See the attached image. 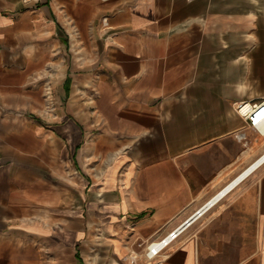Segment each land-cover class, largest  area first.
Segmentation results:
<instances>
[{"label": "crops", "instance_id": "0c3cea01", "mask_svg": "<svg viewBox=\"0 0 264 264\" xmlns=\"http://www.w3.org/2000/svg\"><path fill=\"white\" fill-rule=\"evenodd\" d=\"M264 0H0V264H264Z\"/></svg>", "mask_w": 264, "mask_h": 264}, {"label": "built area", "instance_id": "2783aa9c", "mask_svg": "<svg viewBox=\"0 0 264 264\" xmlns=\"http://www.w3.org/2000/svg\"><path fill=\"white\" fill-rule=\"evenodd\" d=\"M235 111L243 119L247 128L253 129L259 134L264 135V97L258 103L246 101L238 102ZM204 205L165 236L147 243L145 246V255L147 259H154L162 250L171 245L192 222L209 208Z\"/></svg>", "mask_w": 264, "mask_h": 264}, {"label": "bare ground", "instance_id": "6f19581e", "mask_svg": "<svg viewBox=\"0 0 264 264\" xmlns=\"http://www.w3.org/2000/svg\"><path fill=\"white\" fill-rule=\"evenodd\" d=\"M264 163V152L257 157L253 162H251L248 166H246L236 177H234L226 187L220 190L217 194H215L204 206L210 207L212 206L225 192L230 190L235 184H237L243 177L247 174L253 172L257 167Z\"/></svg>", "mask_w": 264, "mask_h": 264}, {"label": "rangeland", "instance_id": "374dc122", "mask_svg": "<svg viewBox=\"0 0 264 264\" xmlns=\"http://www.w3.org/2000/svg\"><path fill=\"white\" fill-rule=\"evenodd\" d=\"M235 107H236V104L234 105V109H235ZM259 135V137L262 139V140H264V135H261V134H258Z\"/></svg>", "mask_w": 264, "mask_h": 264}]
</instances>
